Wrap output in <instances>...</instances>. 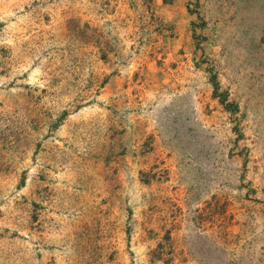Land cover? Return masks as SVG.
Listing matches in <instances>:
<instances>
[{
    "label": "rangeland",
    "instance_id": "obj_1",
    "mask_svg": "<svg viewBox=\"0 0 264 264\" xmlns=\"http://www.w3.org/2000/svg\"><path fill=\"white\" fill-rule=\"evenodd\" d=\"M0 264H264V0H0Z\"/></svg>",
    "mask_w": 264,
    "mask_h": 264
}]
</instances>
